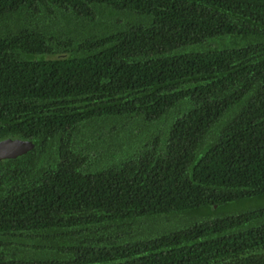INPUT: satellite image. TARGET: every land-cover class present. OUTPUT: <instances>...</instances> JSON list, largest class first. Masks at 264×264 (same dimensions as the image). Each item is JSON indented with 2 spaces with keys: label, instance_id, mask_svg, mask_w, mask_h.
Instances as JSON below:
<instances>
[{
  "label": "trees",
  "instance_id": "obj_1",
  "mask_svg": "<svg viewBox=\"0 0 264 264\" xmlns=\"http://www.w3.org/2000/svg\"><path fill=\"white\" fill-rule=\"evenodd\" d=\"M0 264H264V0H0Z\"/></svg>",
  "mask_w": 264,
  "mask_h": 264
},
{
  "label": "water",
  "instance_id": "obj_2",
  "mask_svg": "<svg viewBox=\"0 0 264 264\" xmlns=\"http://www.w3.org/2000/svg\"><path fill=\"white\" fill-rule=\"evenodd\" d=\"M33 143L30 140L7 138L0 140V160L15 158L31 149Z\"/></svg>",
  "mask_w": 264,
  "mask_h": 264
},
{
  "label": "rangeland",
  "instance_id": "obj_3",
  "mask_svg": "<svg viewBox=\"0 0 264 264\" xmlns=\"http://www.w3.org/2000/svg\"><path fill=\"white\" fill-rule=\"evenodd\" d=\"M264 204V198L258 200H242L239 202H230L229 204H225L221 206V210L218 212L222 213L223 211H227L229 213H235L242 210H249L256 206Z\"/></svg>",
  "mask_w": 264,
  "mask_h": 264
}]
</instances>
